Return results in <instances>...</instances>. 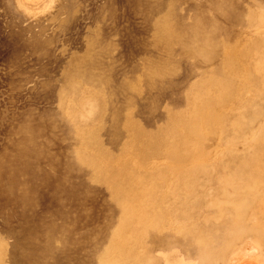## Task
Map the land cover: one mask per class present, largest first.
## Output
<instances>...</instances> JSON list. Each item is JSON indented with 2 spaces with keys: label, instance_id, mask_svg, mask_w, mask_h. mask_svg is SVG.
<instances>
[{
  "label": "rangeland",
  "instance_id": "rangeland-1",
  "mask_svg": "<svg viewBox=\"0 0 264 264\" xmlns=\"http://www.w3.org/2000/svg\"><path fill=\"white\" fill-rule=\"evenodd\" d=\"M0 264H264V0H0Z\"/></svg>",
  "mask_w": 264,
  "mask_h": 264
},
{
  "label": "crops",
  "instance_id": "crops-1",
  "mask_svg": "<svg viewBox=\"0 0 264 264\" xmlns=\"http://www.w3.org/2000/svg\"><path fill=\"white\" fill-rule=\"evenodd\" d=\"M179 143L180 144L177 145L176 147H179V146H184V147H182V149H175L174 151L177 153L174 152V155L177 156L179 159L183 160L181 162V165L184 163V167H183L184 172L182 175L184 177V180L191 183L190 161H186L189 159V155L185 154L188 151V146L184 142H181L180 140H179ZM187 185H189V183Z\"/></svg>",
  "mask_w": 264,
  "mask_h": 264
}]
</instances>
